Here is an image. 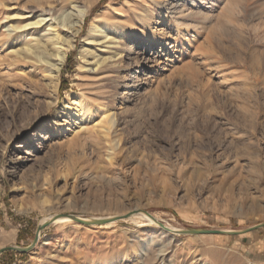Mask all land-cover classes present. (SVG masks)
I'll return each instance as SVG.
<instances>
[{
  "label": "rangeland",
  "instance_id": "374dc122",
  "mask_svg": "<svg viewBox=\"0 0 264 264\" xmlns=\"http://www.w3.org/2000/svg\"><path fill=\"white\" fill-rule=\"evenodd\" d=\"M53 1L90 5L58 82L1 43L0 15V249L62 214L110 221L55 220L0 264H264V227L162 228L264 222V0Z\"/></svg>",
  "mask_w": 264,
  "mask_h": 264
},
{
  "label": "bare ground",
  "instance_id": "6f19581e",
  "mask_svg": "<svg viewBox=\"0 0 264 264\" xmlns=\"http://www.w3.org/2000/svg\"><path fill=\"white\" fill-rule=\"evenodd\" d=\"M62 1L66 2L67 0ZM0 4L1 23L13 21L12 24L5 28V32L2 33L1 43L12 46V52L19 62L31 63L35 68H45L48 71V78L58 82L67 55L74 47L76 37L84 27L83 24L85 23L90 5L81 9L78 8L77 13L69 12V14L67 13L68 16L65 15L66 17L63 18L64 12L56 15L57 11L63 8V4L58 5L53 0H8L7 3L0 1ZM38 12L40 13L39 18L34 19ZM73 15L74 18H72ZM98 28L99 25L97 23L92 24V32L99 30ZM107 28L100 31L105 33L103 30L107 31ZM123 34L121 33L120 35L123 36ZM108 35L109 33H106V37ZM93 39L88 44H93ZM121 53L122 51L116 50L111 56H119ZM111 56L99 58L94 62V65L100 70L108 69L107 61ZM42 88L46 91L45 85ZM69 103L75 105L76 113L85 114L86 106L83 105L81 100L70 97ZM84 119H87L86 116H84ZM114 125L115 120L112 119L108 131ZM84 128H86L84 122H79L76 126V129L79 130ZM138 211L144 212L146 214L144 217L148 218L150 223L156 226L159 225L157 217L145 210ZM78 216L86 220L99 218ZM47 220L45 219L43 222ZM55 220L72 221L73 219L69 215H63ZM162 226L167 231L180 230L174 226Z\"/></svg>",
  "mask_w": 264,
  "mask_h": 264
},
{
  "label": "water",
  "instance_id": "95a60500",
  "mask_svg": "<svg viewBox=\"0 0 264 264\" xmlns=\"http://www.w3.org/2000/svg\"><path fill=\"white\" fill-rule=\"evenodd\" d=\"M138 211V210H135ZM65 215V214H62ZM69 215L73 220L78 221V222H82L85 224H103V223H107L110 221V219H106V218H96V219H91V220H86L78 215L75 214H67ZM131 213H128L126 215H124V217H128L130 216ZM123 216H119L117 218H120ZM114 218V219H117ZM56 218H53L50 221H47L43 224H39L37 231H36V235L35 238L33 240V242L29 245V246H18V245H10V246H5L3 248L0 249V254L9 251V250H14V251H20V252H28L30 251L33 247L36 246L37 242L39 241V237H40V233L42 232V230L49 226L50 224H52L55 221ZM164 225V224H162ZM264 227V222L255 224L253 226H250L246 229H242V230H237V229H211V228H182L176 232L179 233H185V234H241V233H246V232H250L253 230H256L258 228Z\"/></svg>",
  "mask_w": 264,
  "mask_h": 264
},
{
  "label": "trees",
  "instance_id": "16d2710c",
  "mask_svg": "<svg viewBox=\"0 0 264 264\" xmlns=\"http://www.w3.org/2000/svg\"><path fill=\"white\" fill-rule=\"evenodd\" d=\"M65 83H66V81L64 80L63 84H62V88H64ZM12 253H13V251L9 250V251H6V252L2 253L1 256H6V255L12 254Z\"/></svg>",
  "mask_w": 264,
  "mask_h": 264
}]
</instances>
